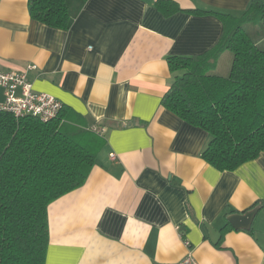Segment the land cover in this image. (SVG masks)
<instances>
[{
  "label": "crops",
  "instance_id": "crops-1",
  "mask_svg": "<svg viewBox=\"0 0 264 264\" xmlns=\"http://www.w3.org/2000/svg\"><path fill=\"white\" fill-rule=\"evenodd\" d=\"M175 1L166 15L156 0H86L63 29L33 19L29 0H0V70L26 71L63 102L62 122L106 139L86 183L49 205L45 264H172L189 253L264 264V151L221 171L202 157L209 133L162 103L168 56L204 53L222 34L218 15L189 10L239 17L252 0ZM255 207L253 232L229 221Z\"/></svg>",
  "mask_w": 264,
  "mask_h": 264
},
{
  "label": "trees",
  "instance_id": "trees-1",
  "mask_svg": "<svg viewBox=\"0 0 264 264\" xmlns=\"http://www.w3.org/2000/svg\"><path fill=\"white\" fill-rule=\"evenodd\" d=\"M85 1L29 0L30 15L68 29ZM156 6L166 15L181 9L175 0H156ZM189 12L218 15L222 34L204 53L168 56L174 80L162 103L206 130L210 140L202 157L232 171L264 151V49L245 27L264 25V0H252L239 17ZM227 51L233 53L230 73H214ZM105 145L99 133L64 123L61 114L44 122L0 110V264H45L49 205L86 183ZM231 229L228 222L221 240Z\"/></svg>",
  "mask_w": 264,
  "mask_h": 264
},
{
  "label": "built area",
  "instance_id": "built-area-1",
  "mask_svg": "<svg viewBox=\"0 0 264 264\" xmlns=\"http://www.w3.org/2000/svg\"><path fill=\"white\" fill-rule=\"evenodd\" d=\"M35 65L29 66L30 69ZM0 86L5 91V101L0 110L12 113L16 118L32 116L47 122L56 119L63 111V102L48 92L36 91L26 71L0 70ZM115 158V154H111ZM189 244L188 242H186ZM172 264H200L193 253Z\"/></svg>",
  "mask_w": 264,
  "mask_h": 264
},
{
  "label": "rangeland",
  "instance_id": "rangeland-1",
  "mask_svg": "<svg viewBox=\"0 0 264 264\" xmlns=\"http://www.w3.org/2000/svg\"><path fill=\"white\" fill-rule=\"evenodd\" d=\"M248 33L255 39L259 41L261 47L264 49V25H253L248 24L245 26ZM233 63V53L227 51L221 57L218 67L215 69L214 73L219 75H228L230 73Z\"/></svg>",
  "mask_w": 264,
  "mask_h": 264
},
{
  "label": "water",
  "instance_id": "water-1",
  "mask_svg": "<svg viewBox=\"0 0 264 264\" xmlns=\"http://www.w3.org/2000/svg\"><path fill=\"white\" fill-rule=\"evenodd\" d=\"M259 207H255L243 213H235L229 217V221L235 228L251 229L253 219L258 212Z\"/></svg>",
  "mask_w": 264,
  "mask_h": 264
}]
</instances>
